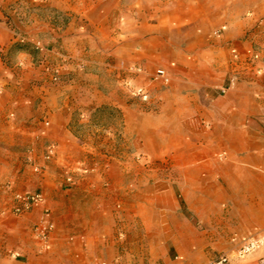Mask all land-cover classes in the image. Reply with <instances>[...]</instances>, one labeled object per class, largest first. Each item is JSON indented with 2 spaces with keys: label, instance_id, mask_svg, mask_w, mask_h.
<instances>
[{
  "label": "crops",
  "instance_id": "1",
  "mask_svg": "<svg viewBox=\"0 0 264 264\" xmlns=\"http://www.w3.org/2000/svg\"><path fill=\"white\" fill-rule=\"evenodd\" d=\"M258 18L264 0H0V264H124L140 251L119 230L170 242L177 264L213 262L211 243L259 264L264 249L237 255L264 230ZM130 88L148 89L147 110ZM104 110L119 122L96 127ZM93 129L120 133L121 161L93 168ZM33 193L26 212L15 196Z\"/></svg>",
  "mask_w": 264,
  "mask_h": 264
},
{
  "label": "rangeland",
  "instance_id": "2",
  "mask_svg": "<svg viewBox=\"0 0 264 264\" xmlns=\"http://www.w3.org/2000/svg\"><path fill=\"white\" fill-rule=\"evenodd\" d=\"M258 19H264V18H258ZM164 72V71H163ZM165 77V72H164ZM58 81V79H57ZM57 81H53V83H56ZM158 87L165 88L162 85L155 84ZM137 89L142 88H136L132 89L130 88V96L132 99L135 100H141L142 105H144V109L147 110V101L148 98V89L143 88V93L140 96H135L134 92ZM119 116L118 114L113 112L112 110H104L101 111L100 114L94 117L93 123L96 127H112L115 124L119 122ZM95 142V146H97V149L93 150V168L100 169L102 165H105L107 161H111L109 159L110 157L112 159H117L121 161L123 159V153H125V146L123 145L121 135L118 132H114V135L112 131H95L93 129V143ZM146 165H149L146 163ZM164 165V164H163ZM166 166L168 164H165ZM112 213H114L115 220L117 222H123L125 220L127 211L125 210L122 201L120 198L115 201L112 204ZM135 219V218H134ZM165 220V218L163 217ZM126 234H124L123 231L119 230V233L117 234L118 244L120 247H123V249H132V246L139 249L140 253L138 255H132L127 258V261L125 260L124 264H177L178 262V253L173 247V245L170 242H131L126 240ZM256 235H264V230L260 231ZM250 238V237H249ZM212 245H223L225 244H208L206 245V250H212V260H216L219 256L227 254L224 253V251H218L217 249L213 248ZM213 248V249H212ZM213 260V261H214ZM230 262H232V259H229ZM104 264V263H101ZM228 264V261H227Z\"/></svg>",
  "mask_w": 264,
  "mask_h": 264
},
{
  "label": "built area",
  "instance_id": "3",
  "mask_svg": "<svg viewBox=\"0 0 264 264\" xmlns=\"http://www.w3.org/2000/svg\"><path fill=\"white\" fill-rule=\"evenodd\" d=\"M259 23L264 25V19H258ZM264 58V47L261 51L256 52L250 58V61L257 62ZM236 60L237 56H233ZM155 78H164V72L162 70H157L155 72ZM53 81H57V77L52 78ZM143 93L142 89H137L134 92L135 96H140ZM222 93H224L222 91ZM56 146L49 144L44 148L43 160L45 162H50L55 158ZM67 183L73 184V178L68 177ZM15 200L22 204L23 210L28 212L31 211L43 203V197L39 193H33L28 195H16ZM53 232V226L51 224L38 225L33 229V236L40 244L41 249H46L49 243L50 234ZM264 249V235H256L245 240L238 248L237 255L239 257H247L255 254L256 252ZM209 264H227V258L225 256H220L213 262ZM259 264H264V257L259 259Z\"/></svg>",
  "mask_w": 264,
  "mask_h": 264
}]
</instances>
